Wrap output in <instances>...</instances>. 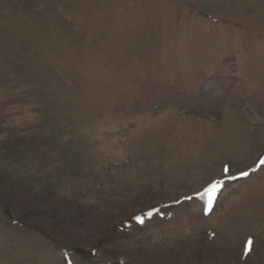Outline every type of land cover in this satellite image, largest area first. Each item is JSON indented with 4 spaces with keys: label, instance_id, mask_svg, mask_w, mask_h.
<instances>
[{
    "label": "rangeland",
    "instance_id": "374dc122",
    "mask_svg": "<svg viewBox=\"0 0 264 264\" xmlns=\"http://www.w3.org/2000/svg\"><path fill=\"white\" fill-rule=\"evenodd\" d=\"M263 159L264 0H0V264H264Z\"/></svg>",
    "mask_w": 264,
    "mask_h": 264
},
{
    "label": "trees",
    "instance_id": "16d2710c",
    "mask_svg": "<svg viewBox=\"0 0 264 264\" xmlns=\"http://www.w3.org/2000/svg\"><path fill=\"white\" fill-rule=\"evenodd\" d=\"M264 160V159H263ZM203 198L201 199L203 202H207L208 200V196L210 198H214L213 195H209L208 193H204L203 195ZM160 210L161 208H157L155 210H151L149 212H146V213H141L140 215H134L131 219H129V221L125 224H123V230L124 229H127L128 231H131V229L134 227V226H138V227H143L142 224H144L147 220H149L154 214H157V213H160ZM116 231H120L119 230V227L116 228ZM49 240L53 243L56 239L53 237L49 238ZM68 253L67 250H63L62 253ZM82 255V254H81ZM97 256V252L96 250L91 252L90 253V259H94L95 257Z\"/></svg>",
    "mask_w": 264,
    "mask_h": 264
},
{
    "label": "snow or ice",
    "instance_id": "6c2138e0",
    "mask_svg": "<svg viewBox=\"0 0 264 264\" xmlns=\"http://www.w3.org/2000/svg\"><path fill=\"white\" fill-rule=\"evenodd\" d=\"M260 165L261 166H264V160H261L260 161ZM243 175H248V174L247 173H244ZM215 188H216V186H213L211 190L214 192L215 191ZM251 243H252L251 241L248 242V250L249 251H251Z\"/></svg>",
    "mask_w": 264,
    "mask_h": 264
},
{
    "label": "bare ground",
    "instance_id": "6f19581e",
    "mask_svg": "<svg viewBox=\"0 0 264 264\" xmlns=\"http://www.w3.org/2000/svg\"><path fill=\"white\" fill-rule=\"evenodd\" d=\"M262 171V169L260 170V172Z\"/></svg>",
    "mask_w": 264,
    "mask_h": 264
}]
</instances>
